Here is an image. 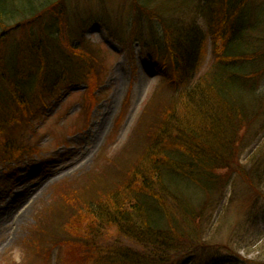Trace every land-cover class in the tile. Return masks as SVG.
Wrapping results in <instances>:
<instances>
[{"label":"rangeland","instance_id":"rangeland-1","mask_svg":"<svg viewBox=\"0 0 264 264\" xmlns=\"http://www.w3.org/2000/svg\"><path fill=\"white\" fill-rule=\"evenodd\" d=\"M61 2L64 5L66 2L68 15L56 17L54 26L59 41L69 45L64 53L82 54L83 58H73L72 63L91 62L97 74L93 80L88 79L92 84L87 87L82 83H61L50 94L55 100L49 101L46 108L42 104L47 96H43L31 112L27 113L29 107L26 111L15 109L18 117L7 137L13 139L15 148H22L0 152V264H86L89 258L81 261L77 250L81 244L72 241L70 233L57 236L61 248L53 246L56 235L51 236L50 232L55 229L59 213L52 215L48 227L37 223L39 216L45 218L44 207L51 201L55 187L59 186L66 194L79 188L87 198L96 184L104 188L118 184L144 153L149 143L148 125L153 117L168 110L173 95L182 91L181 83L191 86L221 57L218 54L222 42L200 18L203 10H215L220 0L153 2L166 14V22L179 25L189 20L205 34L197 64H191V69L180 74L186 81L178 79L169 58L161 52L155 53L154 43L160 32L158 22L148 20L145 17L148 14L142 10L135 12L131 0ZM244 6L240 17L247 22L241 37H246L239 40L243 39L247 46L244 54L254 55L264 50V0H244ZM23 33L17 31L16 35L21 37ZM112 35L117 42L109 38ZM137 36L153 37V41H147L144 49L136 41L132 44ZM235 38L231 37V42ZM60 59L64 57L61 55ZM163 64H166L164 70L154 68ZM239 66L246 75L263 69L253 79V90L251 78L245 79L249 91L245 90L243 100L250 107L251 119L245 126L238 151L247 171L257 167L259 175L250 187L246 179L232 174L221 191L212 195L202 230L208 248L223 251L229 248L233 254L228 259L235 261L234 264H262L264 55L240 62ZM176 67L180 69L179 65ZM95 175L103 180L99 181ZM79 200L75 206L71 202L73 210L77 209ZM69 232L74 233L72 229ZM238 240L240 244L235 243ZM237 247L243 249L235 251Z\"/></svg>","mask_w":264,"mask_h":264},{"label":"trees","instance_id":"trees-1","mask_svg":"<svg viewBox=\"0 0 264 264\" xmlns=\"http://www.w3.org/2000/svg\"><path fill=\"white\" fill-rule=\"evenodd\" d=\"M61 1L0 0V152L22 148H15L13 139L7 137L18 117L15 109L26 111L29 107L27 113L31 112L61 83L90 86L88 79L96 77L91 62L72 63L73 58H83L82 54L64 53L69 45L59 41L54 26L56 17L68 15L66 2L64 5ZM154 1L131 3L135 12L142 10L148 20L158 22L155 53L169 58L178 79L186 81L180 74L197 64L205 34L189 20L179 25L166 22V14L153 5ZM244 8V0H220L215 10L200 13L222 42L221 57L191 86L181 83L182 91L173 95L168 110L147 123L149 143L118 184L110 188L96 184L87 198L79 188L66 194L55 187L51 201L44 207L45 218H37L39 225L48 227L52 215L59 213L55 229L50 232L56 235L53 246L61 248L57 236L70 233V239L81 244L77 248L81 261L89 258L86 264L235 262L228 259L233 254L229 248H208L202 229L212 195L221 191L232 174L246 179L250 187L259 175L257 167L247 171L238 152L251 119L250 107L243 100L245 90L249 91L245 79L251 78L253 90V79L263 71L259 68L246 75L239 64L264 55V50L254 55L243 52L247 46L239 39L246 37H241L247 22L240 17ZM17 31L24 33L20 37ZM231 37H236L233 42ZM109 38L118 41L113 35ZM134 41L145 49L153 37L137 36L132 44ZM79 43L82 46V41ZM165 66L154 68L160 71ZM201 194L202 200L198 198ZM78 198L77 209L73 210ZM239 247L235 251L243 249Z\"/></svg>","mask_w":264,"mask_h":264},{"label":"bare ground","instance_id":"bare-ground-1","mask_svg":"<svg viewBox=\"0 0 264 264\" xmlns=\"http://www.w3.org/2000/svg\"><path fill=\"white\" fill-rule=\"evenodd\" d=\"M23 199H24V197H23ZM16 201V200H15ZM21 204H23V203H21ZM8 218H10V215L8 216ZM2 220V217H1V213H0V221Z\"/></svg>","mask_w":264,"mask_h":264}]
</instances>
